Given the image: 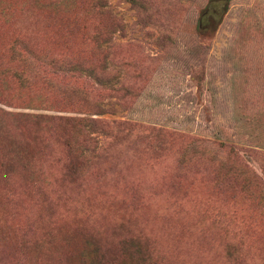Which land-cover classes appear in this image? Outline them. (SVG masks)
<instances>
[{"label":"rangeland","instance_id":"obj_1","mask_svg":"<svg viewBox=\"0 0 264 264\" xmlns=\"http://www.w3.org/2000/svg\"><path fill=\"white\" fill-rule=\"evenodd\" d=\"M0 0V264H264V0Z\"/></svg>","mask_w":264,"mask_h":264},{"label":"trees","instance_id":"obj_2","mask_svg":"<svg viewBox=\"0 0 264 264\" xmlns=\"http://www.w3.org/2000/svg\"><path fill=\"white\" fill-rule=\"evenodd\" d=\"M228 1V0H219V1H213V2H210L208 4V6L206 7V14H210V15H213V16H218V17H221L222 14L224 13L225 11V3ZM99 4L102 6L103 3L101 0H99Z\"/></svg>","mask_w":264,"mask_h":264}]
</instances>
